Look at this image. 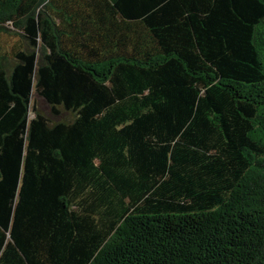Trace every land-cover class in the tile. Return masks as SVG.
<instances>
[{
	"label": "trees",
	"instance_id": "trees-1",
	"mask_svg": "<svg viewBox=\"0 0 264 264\" xmlns=\"http://www.w3.org/2000/svg\"><path fill=\"white\" fill-rule=\"evenodd\" d=\"M0 264H264V0H0Z\"/></svg>",
	"mask_w": 264,
	"mask_h": 264
},
{
	"label": "rangeland",
	"instance_id": "rangeland-1",
	"mask_svg": "<svg viewBox=\"0 0 264 264\" xmlns=\"http://www.w3.org/2000/svg\"><path fill=\"white\" fill-rule=\"evenodd\" d=\"M5 37H10V36H5ZM6 39L10 43L11 40H8V38H6ZM32 105H34L36 107V109L39 110V112H41L42 114L47 116L49 118V120L52 122L55 120L68 121L71 119V114L66 112V111H61L60 115H58V116L51 115L50 108L47 105V103L41 97L36 95L35 92H33V94H32ZM31 116H32V113H31Z\"/></svg>",
	"mask_w": 264,
	"mask_h": 264
}]
</instances>
